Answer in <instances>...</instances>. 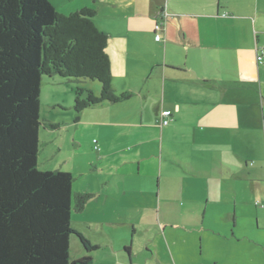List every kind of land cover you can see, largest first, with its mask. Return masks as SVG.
<instances>
[{
	"label": "crops",
	"instance_id": "1",
	"mask_svg": "<svg viewBox=\"0 0 264 264\" xmlns=\"http://www.w3.org/2000/svg\"><path fill=\"white\" fill-rule=\"evenodd\" d=\"M49 1L62 14L96 10L94 21L109 37L113 91L131 95L74 117L92 126L90 143L99 146L94 169L109 173L93 187L96 197L107 201L117 187L127 203H147L144 216L151 199L157 206L158 228L142 254L136 236L145 232L131 214V222H116L131 224V236L111 235L101 223L100 235L83 232L101 247L94 264H264V62L257 60L264 0ZM87 82L100 94V86ZM163 110L172 111L165 126ZM117 127L134 139L118 153L108 146ZM114 162L131 166L125 180L144 175L145 185L116 180ZM185 227L199 238L196 259L176 253Z\"/></svg>",
	"mask_w": 264,
	"mask_h": 264
},
{
	"label": "trees",
	"instance_id": "2",
	"mask_svg": "<svg viewBox=\"0 0 264 264\" xmlns=\"http://www.w3.org/2000/svg\"><path fill=\"white\" fill-rule=\"evenodd\" d=\"M95 15L92 7L62 14L49 0H0V264H94L101 248L72 224L94 194L74 192L71 172L39 168L42 128L57 127L41 118L44 76L101 83L100 94L76 88V120L131 96L113 91L109 37ZM73 234L80 258L72 257Z\"/></svg>",
	"mask_w": 264,
	"mask_h": 264
},
{
	"label": "rangeland",
	"instance_id": "3",
	"mask_svg": "<svg viewBox=\"0 0 264 264\" xmlns=\"http://www.w3.org/2000/svg\"><path fill=\"white\" fill-rule=\"evenodd\" d=\"M84 81H90L86 79H73L71 81L63 79L57 75L48 77L44 76L41 84V97H40V111L43 122L47 120H55L59 124V129L42 128L40 133L41 151L39 155V168L41 170H64L71 172L75 178L73 182L74 192H90L94 193L93 187L98 186L100 182L107 181L109 178L107 174V168L104 171H98L94 169V156L93 153H97L95 149H98V145L90 143L92 133L90 126L83 122H74V117L77 114L74 109L75 102V90L77 87H84L87 83ZM95 87H101V83L98 80H94ZM152 107V106H151ZM73 116V119H72ZM47 120L45 121V119ZM73 120V124H66L68 120ZM48 129V130H47ZM104 133L105 130L97 128ZM121 128L117 127L112 137L108 140V146L117 153L121 151L127 144L133 142L131 136H126L124 133H119ZM154 131L147 133L149 139H153ZM96 142V140H93ZM156 143V142H155ZM157 146V144H156ZM95 147V149H94ZM182 154L188 153V145L182 146ZM182 161L186 164V159ZM111 163V162H110ZM104 168V167H103ZM95 170V171H94ZM109 170L113 171V177L116 180L121 181L125 185L144 184L147 182L146 176H140L139 178L130 177L125 180L121 177L123 173H130L132 171L131 166L125 168L118 166V162H114L110 166ZM115 174V175H114ZM112 177V178H113ZM115 179L113 181H115ZM124 181V182H123ZM99 188V187H96ZM114 194L108 197L109 200L105 201V198L94 197L88 202L83 212H73L72 224L79 231H89L93 235H100L103 230H99V224L101 223L103 228L111 234L116 231L119 236L124 232H130L132 235V225L118 224L116 222H125L131 214L140 224V229L145 232L136 236L137 244L136 249L142 254L145 243L147 242L148 234L150 231H156L158 228L157 222V206L155 201L151 199L148 205L150 206L147 211L148 216H144L146 204L141 203H127L129 197L119 192L117 187L113 189ZM142 207L143 210H139ZM145 212V213H144ZM120 214H124L126 217L122 220L118 217ZM128 215V216H127ZM118 217V219H116ZM112 219V220H111ZM111 220V221H109ZM129 222L130 219H128ZM105 222H113L116 224H110ZM180 230V244L175 246V250L180 259H187V254L193 258L199 256L200 241L193 231L181 228ZM112 235V234H111ZM131 244V243H129ZM128 244V245H129ZM80 240L76 234L72 235V257L80 258L79 247ZM79 256V257H78Z\"/></svg>",
	"mask_w": 264,
	"mask_h": 264
},
{
	"label": "built area",
	"instance_id": "4",
	"mask_svg": "<svg viewBox=\"0 0 264 264\" xmlns=\"http://www.w3.org/2000/svg\"><path fill=\"white\" fill-rule=\"evenodd\" d=\"M160 27H161V25L157 24L156 25V31H158L160 29ZM155 39L157 41H159L161 39V35L159 33H157L155 36ZM257 60L260 63L264 62V48L261 49V51L258 53ZM161 116H162L161 126L168 125L172 119V111L171 110H163Z\"/></svg>",
	"mask_w": 264,
	"mask_h": 264
}]
</instances>
